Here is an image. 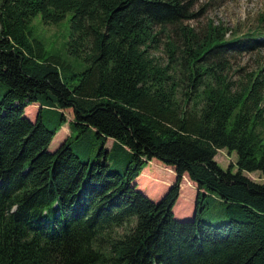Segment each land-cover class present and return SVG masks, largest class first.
Listing matches in <instances>:
<instances>
[{"label": "trees", "instance_id": "1", "mask_svg": "<svg viewBox=\"0 0 264 264\" xmlns=\"http://www.w3.org/2000/svg\"><path fill=\"white\" fill-rule=\"evenodd\" d=\"M37 15H69L65 58L31 39ZM190 18L180 0H0V264H264V183L244 175L264 177V82L228 77L229 53L264 40L200 38ZM170 27L162 65L151 50ZM152 160L175 173L157 201L137 187ZM184 176L197 193L181 220ZM209 195L226 221L199 218Z\"/></svg>", "mask_w": 264, "mask_h": 264}, {"label": "rangeland", "instance_id": "2", "mask_svg": "<svg viewBox=\"0 0 264 264\" xmlns=\"http://www.w3.org/2000/svg\"><path fill=\"white\" fill-rule=\"evenodd\" d=\"M183 5H186L188 14L191 18L181 24V27L194 30L200 38L206 34L207 27H218L225 31V39L242 38L244 35L252 32H261L260 40H264V0H180ZM67 15L63 20L56 24H43L41 16H35L30 22L31 39L40 41L46 52L52 55H59L65 58V45L69 37V25ZM166 35L173 40H178L180 35L176 33L174 28H168V31L161 35V43L156 50H151L153 58L157 59L162 65L167 63V55L165 52ZM67 61L72 59L67 58ZM228 77L237 82L238 80H247L253 78L260 73V80L264 82V45H258L254 49H248L240 52H230L228 56ZM2 90L3 88L0 87ZM37 112L36 106L27 108V115L31 121H34ZM66 120H72L71 110L64 112ZM67 124L64 125L53 138L49 149L55 150L69 136ZM111 141H108L110 146ZM76 144L73 145L75 147ZM236 154H229L226 150H219L214 158V161L222 170H227L232 166L233 172L236 171ZM145 181L151 177V185L147 183V189H138L145 192L146 195L153 201H157L173 184L175 173L172 168L166 167L162 163L152 160L144 164V169L141 172ZM246 177L256 183H264V177L258 173H244ZM139 180V179H138ZM186 176L182 178L180 184V195L177 200L173 212L176 217L181 220L190 219L193 216L195 207V197L197 187L194 183L190 184ZM139 184V181H138ZM206 203L205 208L198 213L202 221L211 224L222 223L227 220L224 213V205L220 203L212 195L203 199Z\"/></svg>", "mask_w": 264, "mask_h": 264}, {"label": "water", "instance_id": "3", "mask_svg": "<svg viewBox=\"0 0 264 264\" xmlns=\"http://www.w3.org/2000/svg\"><path fill=\"white\" fill-rule=\"evenodd\" d=\"M194 213H195V208H194Z\"/></svg>", "mask_w": 264, "mask_h": 264}]
</instances>
